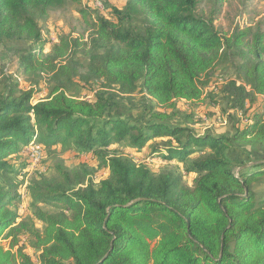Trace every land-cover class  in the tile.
<instances>
[{
  "label": "trees",
  "instance_id": "16d2710c",
  "mask_svg": "<svg viewBox=\"0 0 264 264\" xmlns=\"http://www.w3.org/2000/svg\"><path fill=\"white\" fill-rule=\"evenodd\" d=\"M67 1L80 3L0 0V40L28 41L29 47L14 48L20 66L54 80L34 103L33 88L13 84L0 95V235L11 236L7 248L0 243V264H264V192L254 190L264 179V158L247 165L230 153L233 147L264 151V114L252 111L245 124L222 134L197 132L191 114L173 123L179 101L203 102L220 65L242 80L224 84L232 108L242 112L264 97V30L217 28L214 16L225 0H213L207 15L197 12L199 0H126L121 9L111 7L113 20L80 9L87 39L61 36L45 54L38 20ZM77 52L86 58L84 81L101 80L125 95L140 87L153 100L147 119L108 114L100 93L90 100L70 94ZM33 141L43 149L95 153L109 173L84 183L83 172L57 163L51 175L30 182L32 217L16 222L9 206L21 194L2 173ZM112 143L148 147L151 157L176 160L181 169L155 173ZM182 173L194 175L191 184ZM46 202L61 209L44 210L39 203ZM22 233L32 236L37 263L20 246Z\"/></svg>",
  "mask_w": 264,
  "mask_h": 264
},
{
  "label": "rangeland",
  "instance_id": "374dc122",
  "mask_svg": "<svg viewBox=\"0 0 264 264\" xmlns=\"http://www.w3.org/2000/svg\"><path fill=\"white\" fill-rule=\"evenodd\" d=\"M213 0H199L197 12L201 15H207L212 10ZM100 3V6L98 5ZM126 0H80V3L67 1L61 7L49 9L47 15L38 20L46 43L44 53L50 52L51 38L58 41L59 37L66 36L69 38L87 39L88 25L81 17L79 10L86 8L87 16L95 18L96 15L102 16L108 20H113L111 7L121 9ZM90 13V15H89ZM214 24L217 28L225 32H231L235 28L250 26L255 28L259 26L264 30V0H225L215 14ZM30 43L25 40H0V95H4L6 90L13 84L18 85L19 89L26 90L33 88L36 94L32 100L34 103L38 99L47 96L53 85V76L47 72H25L19 64L17 54L14 48H27ZM82 52H77L76 59L72 62L77 74L73 77V82L68 83L70 94H74L85 100L95 98L96 94H102L108 100V114L118 115L120 117H129L133 119H147L146 106L153 104L140 87L132 94L125 95L118 93L117 87H104L101 80H83L85 74L86 58ZM242 82L237 77L230 66L220 65L211 72L209 85L205 88L203 102L198 105H191L184 101L178 102V114L173 123L182 122V114H191L192 126L197 132L212 131L217 134L230 133L234 126H242L247 121L252 111H259L264 114V97H256L252 105H246L244 111L240 112L232 108L231 103L223 93L224 84L232 79ZM151 100V101H150ZM184 123V122H183ZM161 138H157L159 140ZM35 144H39L33 141ZM31 145L23 147L9 159L11 168L2 173V178L6 181L13 182L16 185L17 192L21 198L16 199L9 206L11 210L17 212L16 222L32 217V200L27 189L32 180H37L40 176H48L54 172L57 163L61 162L68 167L72 173L78 172L83 177L84 183L92 180L97 184L108 173V167L103 160L95 153L83 152L78 153L73 149H62L59 146L42 148L41 155L37 159L29 153ZM33 147V146H32ZM110 148L116 149L120 154L130 157L137 164H146L155 172H161L166 168H180L181 164H176V160L167 162L163 156L149 155V148L144 147L142 150L128 148L125 143H112ZM109 148V149H110ZM231 157L247 165L256 160L264 158V151L261 148L233 147L230 149ZM175 161V163H173ZM12 170V171H11ZM193 174H183L182 182L186 185L192 183ZM2 179H0L1 181ZM254 190L257 195L264 192V179H259L254 184ZM39 206L47 211L56 212L61 209L57 203H39ZM34 225L41 228V222L34 220ZM20 246L30 257L32 262L37 263L39 250L33 247L32 236L28 233L18 235ZM11 236L4 231L0 235V243L4 248L8 247Z\"/></svg>",
  "mask_w": 264,
  "mask_h": 264
},
{
  "label": "built area",
  "instance_id": "2783aa9c",
  "mask_svg": "<svg viewBox=\"0 0 264 264\" xmlns=\"http://www.w3.org/2000/svg\"><path fill=\"white\" fill-rule=\"evenodd\" d=\"M96 1V0H95ZM98 5L100 6V3H98ZM56 40V38H54V37H52L51 38V43L52 42H54ZM32 143V145H31V152H30V150H29V153L31 154V156L32 155H35L34 157H37V159L39 158V156L41 155V151H42V147H41V145L40 144H35L34 142H31ZM30 143V144H31ZM30 144H28V145H30ZM33 146V147H32ZM33 157V156H32Z\"/></svg>",
  "mask_w": 264,
  "mask_h": 264
}]
</instances>
